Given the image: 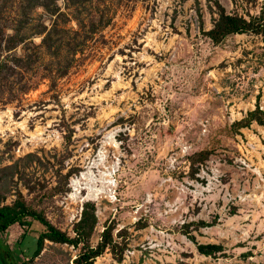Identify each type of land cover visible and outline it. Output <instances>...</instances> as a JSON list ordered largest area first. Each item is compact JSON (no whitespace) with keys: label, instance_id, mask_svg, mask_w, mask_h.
I'll return each mask as SVG.
<instances>
[{"label":"rangeland","instance_id":"obj_1","mask_svg":"<svg viewBox=\"0 0 264 264\" xmlns=\"http://www.w3.org/2000/svg\"><path fill=\"white\" fill-rule=\"evenodd\" d=\"M219 7L264 23V0H0V208L72 239L95 218L33 257L27 217L0 264H76L106 230L92 264H264V125L234 127L264 112V41L210 40Z\"/></svg>","mask_w":264,"mask_h":264},{"label":"trees","instance_id":"obj_2","mask_svg":"<svg viewBox=\"0 0 264 264\" xmlns=\"http://www.w3.org/2000/svg\"><path fill=\"white\" fill-rule=\"evenodd\" d=\"M217 19L214 22L213 28L207 32V36L210 40L215 43H219L230 35L243 34V33H253L260 35L264 41V23L262 20L251 18L245 20L242 17L236 15H228L225 10L221 7L218 9ZM10 41L14 42L15 37L9 40L8 46L6 49H9ZM11 70L10 66L7 65L6 60L0 59V83L2 79H8L2 75L7 74V71ZM252 121L257 122L260 125H264V112L259 109H256L253 112H250L246 118L242 119L239 122L234 124V127L240 128L246 125H249ZM31 217L34 220L38 221L40 224L45 226V231L39 236L37 241V248L33 253V257H37L41 252L42 244L44 240L62 243V244H78V242L83 238H88L93 227L95 218L92 215V223L88 226L87 224V210L84 211L82 222L80 224V229L77 231L78 238L72 239L67 237L64 233L58 231L53 226H51L41 214H38L30 210L25 203L22 201L16 202L12 206H4L0 208V232L6 231L10 226L18 223L24 224V219ZM110 231L106 230L102 235L101 241L98 243L96 248L87 247L85 252L80 256L81 260L85 264H92V260L97 256L101 255L105 248L108 246L110 237ZM198 249L201 254L209 255L215 249L216 246H198ZM81 260L77 261L76 264H81Z\"/></svg>","mask_w":264,"mask_h":264},{"label":"bare ground","instance_id":"obj_3","mask_svg":"<svg viewBox=\"0 0 264 264\" xmlns=\"http://www.w3.org/2000/svg\"><path fill=\"white\" fill-rule=\"evenodd\" d=\"M82 179H85V177L82 175ZM74 184H75V186H76V189L80 186L79 185V183H77V181L76 182H74ZM97 196V195H96Z\"/></svg>","mask_w":264,"mask_h":264}]
</instances>
